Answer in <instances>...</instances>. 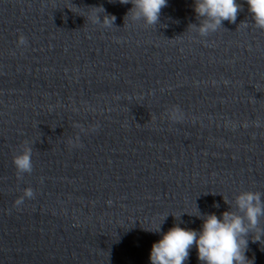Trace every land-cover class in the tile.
<instances>
[{
  "label": "clouds",
  "instance_id": "1",
  "mask_svg": "<svg viewBox=\"0 0 264 264\" xmlns=\"http://www.w3.org/2000/svg\"><path fill=\"white\" fill-rule=\"evenodd\" d=\"M121 4L131 3L133 7L128 14L133 20H142L146 25L155 26L160 22L161 10L167 6L168 0H119ZM251 14L252 23L258 29L264 30V0H245ZM91 18L93 23L103 27H112L116 17L105 13L103 7ZM242 10V5L237 0H194V12L199 25L190 24L199 35L207 36L223 28V22L236 23L237 16ZM101 14L103 19H101ZM247 21H242L248 26ZM19 44H26L24 36L19 37ZM13 164L18 176L30 174L33 171L32 148L24 146L14 157ZM32 188H26L24 195L17 199L16 204L21 205L24 200L34 198ZM264 193L245 190L240 192L234 201L224 202L229 205V210L221 216L214 213L194 215L203 221L200 230L180 227L179 224L171 227L162 234V238L153 243L149 256L150 264H186L190 251L195 246L198 260L201 264H254L246 256L249 237L255 234L253 242L264 239ZM219 204L214 207L219 208ZM234 209V210H233ZM191 215V214H189ZM166 217L164 218V220ZM151 232L160 233L161 226ZM149 231V230H147Z\"/></svg>",
  "mask_w": 264,
  "mask_h": 264
}]
</instances>
